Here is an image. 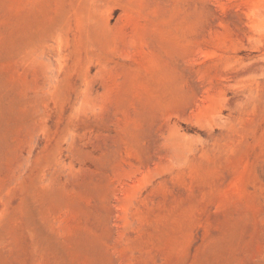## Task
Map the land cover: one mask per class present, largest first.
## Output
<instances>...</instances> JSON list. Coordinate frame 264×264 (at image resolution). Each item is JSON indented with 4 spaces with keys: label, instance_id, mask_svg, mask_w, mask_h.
Here are the masks:
<instances>
[{
    "label": "rangeland",
    "instance_id": "1",
    "mask_svg": "<svg viewBox=\"0 0 264 264\" xmlns=\"http://www.w3.org/2000/svg\"><path fill=\"white\" fill-rule=\"evenodd\" d=\"M0 264H264V0H0Z\"/></svg>",
    "mask_w": 264,
    "mask_h": 264
}]
</instances>
